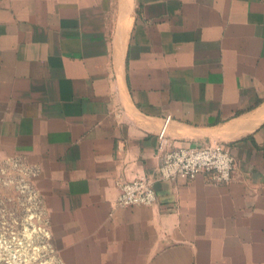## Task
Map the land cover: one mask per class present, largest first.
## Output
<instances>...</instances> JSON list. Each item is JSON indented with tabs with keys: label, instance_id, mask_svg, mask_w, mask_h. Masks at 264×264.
<instances>
[{
	"label": "crops",
	"instance_id": "1",
	"mask_svg": "<svg viewBox=\"0 0 264 264\" xmlns=\"http://www.w3.org/2000/svg\"><path fill=\"white\" fill-rule=\"evenodd\" d=\"M236 167L157 180L165 118ZM18 162L67 264H264V0H0V165Z\"/></svg>",
	"mask_w": 264,
	"mask_h": 264
},
{
	"label": "built area",
	"instance_id": "2",
	"mask_svg": "<svg viewBox=\"0 0 264 264\" xmlns=\"http://www.w3.org/2000/svg\"><path fill=\"white\" fill-rule=\"evenodd\" d=\"M168 120L169 116L157 133L159 164L156 173L143 172L131 179L119 180L117 205L154 204L157 180L193 178L200 173L215 184L232 178L236 159L229 145L215 139L199 143L172 141L167 133ZM2 173L0 168V264H64L60 257L57 259L47 252L53 245L44 211L28 201H22L17 209L6 206L1 187L9 181H5ZM22 180L20 188L24 193L29 184L25 178Z\"/></svg>",
	"mask_w": 264,
	"mask_h": 264
},
{
	"label": "rangeland",
	"instance_id": "3",
	"mask_svg": "<svg viewBox=\"0 0 264 264\" xmlns=\"http://www.w3.org/2000/svg\"><path fill=\"white\" fill-rule=\"evenodd\" d=\"M0 168L2 169V174L5 176L3 178L7 179L5 181H9L8 185H4L1 187L3 200L6 203L7 207L17 209L19 208L22 201H28L31 206L42 209L44 211L38 193L36 192L34 186L29 182V180L22 175V168L18 162H5L4 165H0ZM23 178H25V180H27V183L29 184V188L24 193H22V190L20 188V185L24 182L22 180ZM47 252L49 255H52L57 259L58 257H60L58 255V251H56L53 246H49L47 248ZM63 262L64 264H67L65 261ZM59 264H61V262Z\"/></svg>",
	"mask_w": 264,
	"mask_h": 264
}]
</instances>
